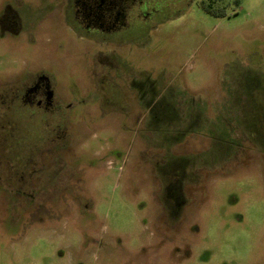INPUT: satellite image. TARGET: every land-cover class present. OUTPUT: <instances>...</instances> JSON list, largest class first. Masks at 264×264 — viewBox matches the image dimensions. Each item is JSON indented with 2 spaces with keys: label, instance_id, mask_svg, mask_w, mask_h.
Segmentation results:
<instances>
[{
  "label": "rangeland",
  "instance_id": "obj_1",
  "mask_svg": "<svg viewBox=\"0 0 264 264\" xmlns=\"http://www.w3.org/2000/svg\"><path fill=\"white\" fill-rule=\"evenodd\" d=\"M50 1L0 0V16L12 9L23 20L0 24V86L38 58L75 103L68 118L60 111L39 125L13 109L21 81L0 87V264H264V159L254 143L264 142V104L245 91L264 78V0H147L151 21L115 55L124 99L134 97L131 80L168 87L200 118L203 128L170 151L200 163L233 154L189 177L179 222L162 214L154 184V155L165 150L144 139L165 127L160 114L141 100L133 124L120 125L125 113L104 106L103 50L71 34ZM241 120L262 128L248 134Z\"/></svg>",
  "mask_w": 264,
  "mask_h": 264
},
{
  "label": "flooded vegetation",
  "instance_id": "obj_2",
  "mask_svg": "<svg viewBox=\"0 0 264 264\" xmlns=\"http://www.w3.org/2000/svg\"><path fill=\"white\" fill-rule=\"evenodd\" d=\"M55 1H59V4L57 2L52 12L54 15L57 14L58 19H61L67 25L70 33L103 50L100 51V59H97L101 65L100 67L104 70L107 69L105 70L106 73L101 76V85L106 83L105 86L108 85L107 88L112 89L108 99L105 100L104 106H110L117 112L125 113L120 125H123L124 122L133 124L136 119L135 109L141 100L144 101L147 109L160 114L161 121L159 123H165V127H148L151 132L144 139L148 144L156 145L165 150L163 154L154 155L156 157L155 163L151 165L155 174L157 173L156 177L159 178V181L154 182L155 189L163 192L162 214H165L164 216L170 219V222L171 219L174 220L173 222L181 221L180 212L188 203L187 199L182 197V193L189 177L203 176L202 173L208 171L213 163L218 166L224 160H229L233 154L229 151L213 162L200 163L195 153L175 154L170 151L185 144L186 137H189V134L194 130L197 131L203 128V126L200 118L192 113L191 103L178 102L168 87L158 89L159 91L156 93L154 84L141 85L140 82L131 80L130 91L134 97L131 98L130 95L126 94V99L123 98V91L120 87L123 74L118 72L119 68L115 55L125 46L134 45L141 31L138 26L140 22L151 21L153 11H146L147 0H51L50 3H55ZM16 16L12 9L7 12L4 11L0 16L2 29L9 30L7 27L9 23L22 20V18ZM27 23H29L30 28L34 27L32 22L27 21ZM32 45H35L33 40ZM22 66L23 71L20 74L7 78L5 86H0L8 88L13 86L12 82L21 81V87L16 90V93L14 92L13 97L17 105L13 109L22 112L31 122H36L39 125L48 117L55 120V114L60 113V111L63 114L62 117L68 118L67 113L75 103L71 99L65 104L59 97L57 92V84L59 83L55 82L53 71H44L42 61L38 58H35V60L33 58L27 59ZM109 79L113 81L109 82ZM250 82L251 87L246 86L245 91L250 94L251 92L258 93V98L261 97L264 104V78H256L250 80ZM228 96H233L230 89ZM68 97H70V94ZM251 105L255 109L253 117H259V111L261 110L253 102L252 96ZM130 117L131 120H129ZM254 121L258 122L259 120L255 119ZM239 123L241 127H245L244 130L246 129L247 133L250 128L252 130L257 126L260 129L262 128V124L259 125L258 123L250 127H246L247 124L244 123V120ZM235 128L231 127L230 129L236 131ZM162 137L166 139L163 141L164 138L162 139ZM254 143L259 150L258 154L264 159V142L254 141ZM190 168L196 169V173L191 175L188 172ZM26 183H28L27 180H21L20 187H24Z\"/></svg>",
  "mask_w": 264,
  "mask_h": 264
}]
</instances>
